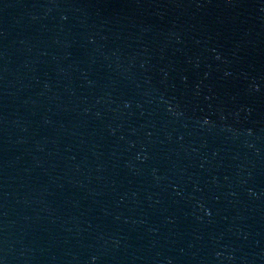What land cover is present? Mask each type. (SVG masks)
<instances>
[{
    "label": "water",
    "instance_id": "95a60500",
    "mask_svg": "<svg viewBox=\"0 0 264 264\" xmlns=\"http://www.w3.org/2000/svg\"><path fill=\"white\" fill-rule=\"evenodd\" d=\"M0 264H264V0H0Z\"/></svg>",
    "mask_w": 264,
    "mask_h": 264
}]
</instances>
